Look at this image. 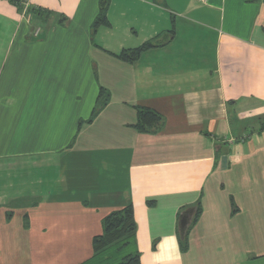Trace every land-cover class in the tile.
<instances>
[{"label": "crops", "instance_id": "1", "mask_svg": "<svg viewBox=\"0 0 264 264\" xmlns=\"http://www.w3.org/2000/svg\"><path fill=\"white\" fill-rule=\"evenodd\" d=\"M98 5L0 0V264H80L127 205L140 264H264V0Z\"/></svg>", "mask_w": 264, "mask_h": 264}, {"label": "trees", "instance_id": "2", "mask_svg": "<svg viewBox=\"0 0 264 264\" xmlns=\"http://www.w3.org/2000/svg\"><path fill=\"white\" fill-rule=\"evenodd\" d=\"M109 0H99L98 13L91 25L92 31L99 25H107L106 11ZM159 45L158 39H152L141 46L131 49H123L117 57L123 61L132 62L140 53L151 47ZM109 100L108 92L99 90L95 105L87 122H90ZM137 120L135 129L143 133H156L163 125V117L157 111L143 106L136 108ZM151 204V202H149ZM197 205L193 214L194 222L199 214ZM102 231L92 238V256L80 264H140L139 254L135 243L136 223L131 205L111 211L102 218ZM187 227L183 234L180 233V247L186 248Z\"/></svg>", "mask_w": 264, "mask_h": 264}, {"label": "water", "instance_id": "3", "mask_svg": "<svg viewBox=\"0 0 264 264\" xmlns=\"http://www.w3.org/2000/svg\"><path fill=\"white\" fill-rule=\"evenodd\" d=\"M191 209L183 212L180 217H179V231L181 234H183V232L185 231L188 223H189V218L188 215L191 213Z\"/></svg>", "mask_w": 264, "mask_h": 264}, {"label": "built area", "instance_id": "4", "mask_svg": "<svg viewBox=\"0 0 264 264\" xmlns=\"http://www.w3.org/2000/svg\"><path fill=\"white\" fill-rule=\"evenodd\" d=\"M38 33H39V28L35 29L34 35H38Z\"/></svg>", "mask_w": 264, "mask_h": 264}]
</instances>
